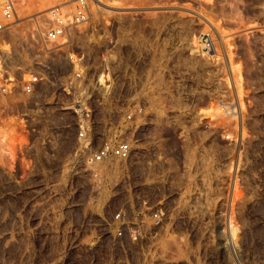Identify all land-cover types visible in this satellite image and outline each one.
Masks as SVG:
<instances>
[{"label": "rangeland", "instance_id": "374dc122", "mask_svg": "<svg viewBox=\"0 0 264 264\" xmlns=\"http://www.w3.org/2000/svg\"><path fill=\"white\" fill-rule=\"evenodd\" d=\"M73 1L18 0L17 10L43 27L53 5ZM88 2L93 23L72 36L90 48L103 44L93 37L109 36L141 54L150 149L183 167L192 183L170 201L169 230L143 249L92 243L89 207H66V239L79 237L66 241L62 264H264V0ZM20 245L5 235L0 264H57L56 251Z\"/></svg>", "mask_w": 264, "mask_h": 264}, {"label": "built area", "instance_id": "2783aa9c", "mask_svg": "<svg viewBox=\"0 0 264 264\" xmlns=\"http://www.w3.org/2000/svg\"><path fill=\"white\" fill-rule=\"evenodd\" d=\"M73 2L53 5L42 27L20 20L18 0H0V41L12 34L0 48V240L56 251L57 264L79 237L66 239V207H89L92 243L127 251L169 230L170 201L192 183L150 149L141 54L109 36L78 45L72 32L92 11Z\"/></svg>", "mask_w": 264, "mask_h": 264}, {"label": "bare ground", "instance_id": "6f19581e", "mask_svg": "<svg viewBox=\"0 0 264 264\" xmlns=\"http://www.w3.org/2000/svg\"><path fill=\"white\" fill-rule=\"evenodd\" d=\"M97 1H98V0H97ZM99 1H100V0H99ZM263 5H264V4H263ZM196 12H197L198 14L204 16V19H205V15H203V13L201 14V13L198 12V11H196ZM200 15H199V16H200ZM215 23H216V22H215ZM215 23H214V21H212V19L206 17V24H207L208 26L214 28V29L217 31V30H218V26H216L217 24H215ZM218 31H219V30H218ZM7 45H8L7 41H5V40L0 41V48L4 49V48L7 47ZM203 48H206L205 45L203 46ZM19 61H20V60H19Z\"/></svg>", "mask_w": 264, "mask_h": 264}]
</instances>
